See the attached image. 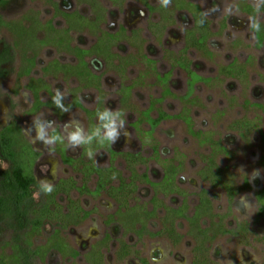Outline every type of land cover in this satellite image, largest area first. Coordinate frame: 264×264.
<instances>
[{
  "label": "rangeland",
  "instance_id": "obj_1",
  "mask_svg": "<svg viewBox=\"0 0 264 264\" xmlns=\"http://www.w3.org/2000/svg\"><path fill=\"white\" fill-rule=\"evenodd\" d=\"M186 1L197 8L180 11L168 5L162 16L150 15L134 0L119 6L110 0H0V14L5 20L36 25L41 39L68 26L59 11H82L93 19L95 6L102 8L101 27L71 31L68 37L73 44L90 47L102 31L128 30L120 41L111 44L115 57L109 65L103 58H90L94 72L101 76L97 86H79L63 76L43 78V68L49 62L71 60L53 43L38 45L35 72L24 76L23 47L14 48L17 38L10 30H0V131L12 120L18 121L41 154L34 167L37 182L23 202L16 197L17 190L6 183L13 164L0 148V197L7 208L0 212V264H92L88 253L93 246L100 251L103 264H264V210L256 197L257 190L264 187V43L258 46L251 17L242 9L244 4L254 6V0ZM152 2L154 6L160 4V0ZM196 11L209 21L210 34L203 44L185 53L186 32L193 28L192 13ZM260 22L264 25V16ZM46 24L56 30H48ZM180 58L210 78L198 83L189 99L184 98L189 91L188 75L178 64ZM230 64L240 72L222 74V67ZM165 74H169L167 85L160 80ZM32 78L37 82L44 79L53 94L59 89L66 103L76 93L86 109L119 111L129 135L121 136L114 149L139 153L134 161H126L122 156L111 160L105 148L95 152L96 165L108 167L113 163L126 183L134 184L128 189L131 192L122 216L117 214L120 203L108 192L92 196L71 191V198L93 212L81 223L60 231L58 237L66 243V252L48 248L35 253L60 225L48 222L41 233L28 239L31 211L45 203L44 194H37L40 181L54 184L74 177L80 186L82 174L62 163L57 143L49 149L33 142L35 133L29 134L28 129L41 115L55 122L57 134L73 119L86 129L92 125L83 109L58 114L42 106L29 112L35 103L27 87ZM124 86H132L127 101L122 99ZM49 96L44 90L42 100ZM258 103L263 108L255 106ZM148 110L150 120L161 113L168 116L154 127L151 121L140 123ZM94 123L96 126V117ZM61 145L70 156L82 154L83 146L74 152L65 143ZM210 160L221 175L218 184L210 183L202 174ZM172 166L177 167L173 190L157 193L151 182H162ZM254 170H260L261 178L249 179ZM96 180L92 176L90 189L95 188ZM113 184L119 185V179ZM228 187L233 189L234 200ZM202 190L208 191L212 209L194 224L188 217L175 216L172 210L185 206L186 216L193 217ZM60 202L64 206L68 203L65 196ZM135 219L140 221L135 223Z\"/></svg>",
  "mask_w": 264,
  "mask_h": 264
},
{
  "label": "trees",
  "instance_id": "obj_2",
  "mask_svg": "<svg viewBox=\"0 0 264 264\" xmlns=\"http://www.w3.org/2000/svg\"><path fill=\"white\" fill-rule=\"evenodd\" d=\"M175 3L176 6L183 7V6H190L184 0H170L169 3ZM185 4V5H184ZM254 11V10H253ZM252 12V11H251ZM255 12V11H254ZM203 19V23L201 20ZM70 21V28L69 30H65V34H67L71 29L80 28L83 26L87 27H94V22L88 21L86 17H82L79 14H72L69 15ZM7 28L12 32L16 39V46L23 47V55H25V59L30 64L26 66L27 72H29L30 67L33 65L34 57L27 58L28 52L31 48L36 50L38 45H45L47 44L48 40H44L38 37V27L30 26L28 27L23 22H8L2 19L0 16V29ZM58 34V36H54L56 40H60L61 43L65 42L64 35ZM208 37V24L205 21V18L200 16H196V28L194 31L190 32L189 39L191 40V45L194 43L198 47L199 45L203 44ZM258 39L262 42L264 41V27L261 26V31L257 32ZM104 39V38H103ZM113 39V36L110 38L104 39L99 42V44L94 48L91 52H100L102 55L108 57V46L110 40ZM69 46V45H68ZM91 52L83 51L81 52L82 55L80 56L81 59V67H80V75L91 77V72L87 68V63L85 61V57L89 55ZM184 68L188 70V67L184 65ZM78 71V70H77ZM79 72V71H78ZM202 78L198 77L194 73H192V80L190 81L191 84V92L193 90V86ZM35 95L38 100L37 105L40 104L39 102V94L38 89L35 90ZM53 104V102H52ZM167 115H161L159 119L152 120V125H156L162 118L166 117ZM189 121V119H187ZM95 127V123L92 121V127ZM104 146H109L108 144ZM0 147L1 152L4 157L10 160L13 164L12 173L7 182L10 187L17 190L16 197L20 201H27L30 197L31 190L36 183L35 176H34V166L39 157V154L34 151L32 146L24 137L20 126L13 122L10 124L6 129H4L0 133ZM101 147L98 145L93 144L92 146H85V152L88 153L89 150H96V148ZM63 160L65 163L75 166L74 168L81 171L84 175L83 185L77 188V183L73 180H62L57 185L53 186L54 190L50 194H45V203L43 206L39 208H34L31 211V228L28 231L27 238L34 237L35 235L42 232L44 226L48 222L56 223L60 225V227L55 230L54 235L48 240L47 244L40 245L36 248L35 253H44L47 251L48 248H56L61 252H66L67 245L58 237L60 231L62 229L69 228L73 224H79L83 220L89 217L92 211L85 210L78 201L73 200L70 197V193L74 189H78L82 194H93L99 196L103 192H108L109 195L116 199L119 203L121 208L127 207V198L130 195L128 189L133 182L128 184L126 183L125 179L121 176L120 172L117 171L113 166L109 168H99L93 164L84 163L82 161L78 162L82 166V168L77 167V163L72 158L68 157L64 152L62 154ZM137 155H129L128 160L134 161L137 158ZM213 162V160H211ZM216 167L213 165L211 168L202 172L205 176L206 180L211 181L213 184H218L219 177L221 176L218 172H215ZM96 175L98 180L96 183L95 190H91L88 187V183L90 182L92 176ZM177 177V167L172 166L168 167L167 171L165 172V177L162 183H154L151 182V185L156 189L158 193L161 189L163 191L173 190V183ZM119 179L120 184L118 186H113V182L115 179ZM217 178V179H216ZM134 191V189H132ZM228 192L233 197V189L228 187ZM67 197V205H63L59 198L60 196ZM259 200L264 208V191L261 192L259 195ZM157 208V207H155ZM186 209L187 207L183 206L178 210H172L175 216L184 217L186 216ZM212 209L211 200L205 196V194L201 197V203L196 209V213L192 218H188L191 224L198 222V220L202 217L203 213L208 210ZM7 208L4 206V198L0 197V212L6 211ZM155 211V210H154ZM152 211L149 214H153ZM187 218V217H186ZM138 219L134 220L135 223ZM203 233V232H202ZM96 246L93 248L91 255L89 256V261L92 264H103V260L100 256V251L95 249ZM25 264V263H24Z\"/></svg>",
  "mask_w": 264,
  "mask_h": 264
},
{
  "label": "flooded vegetation",
  "instance_id": "obj_3",
  "mask_svg": "<svg viewBox=\"0 0 264 264\" xmlns=\"http://www.w3.org/2000/svg\"><path fill=\"white\" fill-rule=\"evenodd\" d=\"M110 1H112V3L114 4V5H117V6H119V5H123L127 0H110ZM134 1H136V2H138L141 6H143L145 9H146V11L147 12H149V14L150 15H153L154 13H159V14H162V16H164V14L168 11L167 10V8H164V7H162L161 6V3L159 4V5H157V6H154L153 5V0H134ZM186 3H188L189 5H191V6H193L192 8H189L188 7V5L187 6H183V7H179V6H176L175 5V3H169V5H172L173 6V8H178L180 11H185V10H195V8H197V6L195 5V4H193V3H191L190 1H186V0H184ZM93 6V5H92ZM60 9V8H59ZM58 8H57V10H59ZM174 9V10H175ZM242 9H243V11L245 12V13H247L250 17H254L255 15H256V13L254 12L255 10H254V6L253 5H250V4H244V7H242ZM95 10L97 11L96 13V15H95V17L93 18V19H91V18H88L85 14H83L82 13V11H77V12H67V11H59V14H60V17H62L64 20H65V22L67 23V27H65V29H63V31H57V34H53V35H51L50 34V36L49 37H47V38H45L44 40H48V42H47V44L48 43H53L54 45H55V48H57L58 50H62V51H65V52H67V54L69 55V56H71V60H70V62H66V63H64V62H61V60L60 59H56V60H53V61H51V62H49L47 65H45L44 66V68H43V72H44V75H43V78H48V77H58V76H63L64 77V79H67V78H71V80H73L74 82H77L78 83V85L79 86H97L95 83H96V81L98 82V80L100 79V75H97V73H95L94 72V70H93V68H92V65H91V62H90V58L91 59H93V58H103L104 59V61L109 65L110 64V61H112L113 59H114V57H115V55H114V53H111L110 52V48H111V44L113 43V42H117V41H120L122 38V36L124 35V34H126V33H128V30H126V28H124V27H122L119 31H116V32H111V31H102L101 32V35H100V37L98 38V40H97V42H95L93 45H91L90 47H85V46H79V45H75V44H73L72 43V41L69 39V33H71V31H75L76 29H78V30H80V29H84V28H86L87 26H83V27H80V28H76V29H71L67 34H65L66 32H65V30H69V28H70V21H69V15H72V14H79L80 16H82V17H86L87 19H88V21H91V22H94V27H87L86 29H88V30H97V29H99L100 27H101V25H102V18H103V16L101 15V10H102V8H101V6L98 8L97 6H95ZM173 10V11H174ZM254 10V11H253ZM169 11H172L171 9H169ZM252 11V12H251ZM262 12H264V9H262ZM193 14V20H194V24H193V28H191V29H189L187 32H186V36H185V44H186V46L182 49V52H185V53H188L189 51H190V49L192 48V47H196L197 45L196 44H192L191 45V43H190V39H189V35H190V32H192V31H194L195 30V28H196V16L198 15V16H200V15H202V17H204V15L202 14V13H200V11H196V14H195V12L194 13H192ZM0 16L2 17V19L3 20H5L4 19V17L0 14ZM205 18V21H206V23L208 24V36H209V25H210V23H209V21L207 20V18L206 17H204ZM5 21H7V20H5ZM261 23V22H260ZM48 24H46V26H47ZM31 26V25H30ZM30 26H28V27H30ZM261 26L262 27H264V25L261 23ZM32 27V26H31ZM54 28V29H53ZM2 29H6V30H8L7 28H2ZM47 29H48V26H47ZM56 30V28L52 25V26H50L49 27V29L48 30ZM1 30V29H0ZM253 30V29H252ZM134 32L135 31H130V33H133L134 34ZM253 32H254V35H255V38H256V40H257V43H258V46H261L263 43H264V41H260L259 39H258V37H257V32H255L254 30H253ZM12 33V32H11ZM48 33H50V31L48 32ZM58 34H61V35H64V37H65V42L64 43H61V41L60 40H56L55 38H53L54 36H58ZM13 35V34H12ZM60 35V36H61ZM14 36V35H13ZM111 36H113V39L112 40H110V41H112V42H110L109 43V45L110 46H108V57H106L105 55H102L100 52H91V51H93L94 50V48L99 44V42L100 41H102V40H104V39H107V38H110ZM104 38V39H103ZM207 39H208V37H207ZM47 44H45V45H47ZM69 45V46H68ZM14 48H19V47H17L16 46V42H15V44H14ZM20 48H22V47H20ZM24 49V48H23ZM36 50H37V48H36ZM36 50H34V49H30L29 51H30V54H28V56H27V58H31L32 56H35L34 57V62H33V65L30 67V70H29V72L28 73H26L27 72V69L25 68L26 66H29L30 64H28V62L26 61L27 59H24V63L26 64H24L25 66H24V69H23V72H22V74H24V76L25 75H32L35 71V68H36V66H37V64L39 63V61H38V57H37V54H36ZM29 51H27V52H29ZM83 51H89V52H91L89 55H87L86 57H85V61H86V63H87V68H88V70L91 72V77H88V76H84V75H80L79 73H81L80 72V67H81V59H80V56L82 55V53L81 52H83ZM95 51V50H94ZM24 56V58H25V55H23ZM187 59H182V58H180L179 60H178V64L180 65V67L186 72V74L188 75V94L184 97V98H186V99H189V98H191L192 96H193V94H194V91H195V87H196V85L198 84V83H200V82H207V81H209L210 80V78H205V77H203L202 75H200L197 71H195L192 67H191V63H189L188 61H186ZM109 61V62H108ZM183 64L184 65H186L187 67H188V70L187 69H185L184 68V66H183ZM79 72H78V71ZM226 72H240V70L239 69H236L235 68V66L233 65V64H230V65H228V66H225V67H222V74H225ZM192 73H194L195 75H197L198 77H200V78H202L201 80H199L194 86H193V90H192V93H190L191 92V84H190V81L192 80ZM40 81L39 82H37V80H35L34 78H32L31 79V81H30V83L27 85V87L29 88V91L32 93V95L34 96V99H35V103H34V105H33V107H32V109L29 111V112H31V113H34L36 110H38L40 107H42V106H48V107H51L54 111H56V112H58V114H61L62 112L55 106V104L53 103L52 104V102H53V100H52V98H53V96L55 95V94H53V93H51V90L49 91V86L47 85V83H44L45 81H44V79H39ZM160 80L162 81V84L163 85H165L166 83L168 84V82H169V74H165L164 76H162L161 78H160ZM94 83V84H93ZM166 84V85H167ZM36 89H38V94H39V102H40V104H38L37 105V102H38V100H37V98H36V95H35V90ZM131 89H132V86H124L123 87V89H122V99L124 100V101H127L128 100V98H129V96L131 95ZM44 90H48V93L50 94V96H49V98L47 99V100H45V101H43L42 100V97H43V91ZM167 92H169V89H167ZM72 99H71V102H69V103H66L65 101H64V103H65V105H69L70 107H71V110L72 109H83L84 111H85V113H86V115H87V117L89 118V121H91V125H92V121L94 122V118L96 117V113L98 112V110L97 109H95V110H89V109H86L84 106H83V104L80 102V100H79V98H78V96L76 95V93H73L72 94ZM255 105V104H254ZM255 106H257L258 108H263V105L262 104H260V103H258V104H256ZM104 110V109H103ZM144 120H141L140 121V123L142 122V121H145L146 120V122L147 121H151V125H152V120H156V119H151L150 120V110H148V111H145L144 113ZM167 115L166 113H161V115ZM161 115L157 118V119H159L160 117H161ZM168 116V115H167ZM166 116V117H167ZM165 118V117H164ZM163 119V118H162ZM161 121V120H160ZM13 122H15V123H17L19 126H20V128H21V130H22V133H23V135H24V137L26 138V134H25V132H24V130H23V127L21 126V124L18 122V121H16V120H12L7 126H5L4 128H2L1 129V131H0V133L4 130V129H6L10 124H12ZM139 124V123H138ZM152 127H153V125H152ZM91 129V128H90ZM26 140L29 142V144L32 146V148L34 149V151H36L38 154H39V157H38V159H37V161L39 160V158H40V156H41V154L34 148V146L32 145V143L26 138ZM109 146H102V147H98V148H96V150H94V152H96L97 150H99V149H101V148H105L107 151H108V153L110 154V157H111V160H115V158L116 157H118V156H122L126 161H129L128 160V156L129 155H137V156H139V153H122V152H118V151H116L115 149H114V146L113 145H111V144H108ZM57 148L60 150V158H61V161H62V163L64 164V165H66L67 167H69V168H71L72 170H73V172H79V173H81L82 174V185H83V181H84V175H83V173L81 172V171H79V170H77V168L75 169L74 167L75 166H72V165H69V164H67V163H65L64 162V160H63V156H62V154H63V152L68 156V157H70V158H72L73 160H75L76 161V163H77V167L78 168H82V166L80 165V164H78V162H80V161H82V162H84V163H89V164H93V165H95V166H97V167H99V168H109V167H111V166H113L115 169H117L116 167H115V165L113 164V163H111V165L110 166H108V167H100V166H98V165H96L95 163H94V159H93V157H89L88 156V153H86L85 152V146H83V148H82V154H81V156L80 157H74V156H70L68 153H67V151H66V148L65 147H63L62 145H61V142H57ZM1 148V147H0ZM223 150H226L225 149V147H221ZM2 153V152H1ZM88 158V160L86 161L85 160V158ZM37 161H36V163H35V165L37 164ZM212 163L213 162H211V160L208 162V165H206L205 166V168H204V170H202V172L203 171H205V170H207V169H209V168H211V166H212ZM213 165H215V163H213ZM35 167V166H34ZM117 171L119 172V170L117 169ZM34 176H35V173H34ZM95 177H97L96 175H94ZM165 177V176H164ZM70 179H73L76 183H77V181L74 179V177H68V178H61V179H59V181H57L56 183H54V184H52L53 186H55V185H57L58 183H60L62 180H70ZM35 180H36V176H35ZM97 180H98V178H97ZM97 180H96V183H97ZM163 180H164V178H163ZM207 181H209V180H207ZM37 182V181H36ZM163 182V181H162ZM162 182H154V183H162ZM210 183H211V181H209ZM114 183V182H113ZM36 184V183H35ZM119 184H120V182H119ZM213 184V183H212ZM82 185H80V186H78V183H77V188L78 187H81ZM113 186H118V185H116V184H113ZM74 189V190H77L79 193H81L78 189ZM95 188H96V186H95ZM95 188L94 189H91V190H95ZM73 191V190H72ZM262 191H264V187L263 188H260V189H258L257 190V193H256V197H257V199L259 200V195L261 194V192ZM207 193H208V191L207 190H202L201 191V193L199 194V196H200V198H199V203H198V205H197V207L200 205V203H201V197H202V195L203 194H205V196H207ZM44 194V193H43ZM82 194V193H81ZM90 195H92V196H96V195H93V194H90ZM101 195V194H100ZM99 195V196H100ZM44 196H45V194H44ZM63 197V195L62 196H60V198H62ZM66 197V196H65ZM71 197V196H70ZM210 200H211V198L209 197V196H207ZM60 198H59V200H60ZM67 198V197H66ZM234 197H232L231 198V200H234L233 199ZM73 199V198H72ZM74 200V199H73ZM77 201V200H76ZM259 202H260V200H259ZM260 204H261V202H260ZM211 205H212V201H211ZM261 206H262V204H261ZM84 208V207H83ZM181 208V207H180ZM212 208H213V206H212ZM262 208H263V206H262ZM85 209V208H84ZM179 209V208H178ZM178 209H176V210H178ZM197 209V208H196ZM85 210H87V209H85ZM262 210H264V208L262 209ZM87 211H92V210H87ZM93 212V211H92ZM196 213V212H195ZM92 214V213H91ZM90 214V215H91ZM117 214L118 215H120V216H122V215H124L125 214V212L122 210V208H121V206L119 207V209H118V211H117ZM89 215V216H90ZM195 215V214H194ZM193 215V216H194ZM184 217H188V218H192V217H189V216H184ZM111 220H114V219H110V221ZM136 220V219H135ZM109 221V222H110ZM140 220H137L136 221V223H138ZM71 227V226H70ZM141 230H142V228H141ZM93 248H94V246L92 247V250L88 253V256H90L91 255V253H92V251H93Z\"/></svg>",
  "mask_w": 264,
  "mask_h": 264
},
{
  "label": "clouds",
  "instance_id": "obj_4",
  "mask_svg": "<svg viewBox=\"0 0 264 264\" xmlns=\"http://www.w3.org/2000/svg\"><path fill=\"white\" fill-rule=\"evenodd\" d=\"M170 0H160L161 6L167 8ZM264 0H254V10L256 15L250 18V26L255 32L261 31L260 17L264 16ZM207 15V14H205ZM203 23V19L201 20ZM65 95L59 89L56 90L52 100L55 106L64 113L71 111L69 105H65ZM97 125L94 128L86 129L78 120H71L61 126L59 134L56 132V124L54 121L46 119L43 115L35 117L32 126L28 129V133H35L32 136L33 142H41L51 149L57 142L65 143L72 151H77L82 146H104L106 144L114 145L121 136H128L126 130V120L122 118L119 111L105 108L103 111L96 113ZM95 153L93 150L88 151L91 158ZM242 171V170H241ZM261 178L260 170H254L249 179L255 180ZM54 190L53 185L49 181L39 182V193L50 194Z\"/></svg>",
  "mask_w": 264,
  "mask_h": 264
}]
</instances>
